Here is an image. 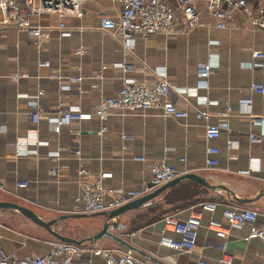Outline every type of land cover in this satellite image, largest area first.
<instances>
[{
	"label": "crops",
	"instance_id": "1",
	"mask_svg": "<svg viewBox=\"0 0 264 264\" xmlns=\"http://www.w3.org/2000/svg\"><path fill=\"white\" fill-rule=\"evenodd\" d=\"M82 7L79 17L34 16L42 27L39 39L27 30L0 25V200L28 207L43 220L68 214L51 228L82 240L83 251L71 264H104L101 256L91 252L98 247L129 252L150 264H195L199 257L209 264H223L218 260L223 243L233 262L264 264V238L246 240L247 226L229 227L223 238L207 227L210 220L227 226L222 215L225 206L253 208L258 212L256 221L262 222L264 194L237 203L222 189L180 179L148 202L121 213L118 221L122 227L111 228L110 232L139 251L107 236L87 240L104 217L79 209L74 200L80 190V165L93 174L106 173L102 184L114 190L105 194L108 201L117 190L148 180L152 163L162 159L177 175L193 172L211 184L222 182L239 197L253 198L264 188V92L252 87L256 83L264 86V28L250 22L258 12L264 14V0H246L245 6L233 10L224 27L216 26L203 0H196L198 22L193 27L177 23L169 32L136 35L128 46L113 31L100 27L101 16L118 15V0H84ZM59 21L72 28L69 35H59L51 27ZM254 50H261L263 57H253ZM208 58L215 63L206 85L199 86L197 70ZM255 61L263 64L248 66ZM157 68L164 70L173 86L169 100L186 109L185 118L153 107L144 113L110 114L103 122L91 115L53 128L52 118L67 108L92 112L100 96L116 94L123 78L152 82ZM58 83L68 87L58 88ZM181 88H193L195 94H183ZM199 96L209 100L202 105L209 111L207 118L195 117ZM245 100H249L247 104ZM219 120H226L227 128L216 138L207 137L204 125ZM102 124L105 130L99 134ZM228 140L232 141L229 148ZM16 142L23 152L19 153ZM208 146L218 149L216 165L205 162ZM74 148L80 150L79 155L72 153ZM54 150L59 151L57 156L49 154ZM201 201L214 202V210L199 211ZM196 210L200 227L191 251L158 243L165 214L185 217ZM54 239L18 210L0 207V250L17 257L35 256L45 252Z\"/></svg>",
	"mask_w": 264,
	"mask_h": 264
},
{
	"label": "built area",
	"instance_id": "2",
	"mask_svg": "<svg viewBox=\"0 0 264 264\" xmlns=\"http://www.w3.org/2000/svg\"><path fill=\"white\" fill-rule=\"evenodd\" d=\"M207 10L215 19L218 27H224L232 16L233 10L246 5V0H203ZM84 0H0V25L14 26L18 29L27 30L35 38L39 39L41 26L34 21V16L45 13L73 14L77 17L83 15L82 3ZM120 10L114 18L108 15L101 16L100 27L105 31L113 33L121 39L124 45H131L136 35L147 36L156 32H169L177 23L184 28L193 27L198 22L195 8L196 0H118ZM253 26L264 28V14L258 12L250 18ZM55 28L59 35L67 36L71 33V27L64 21H59ZM38 43V41H37ZM253 57L262 58L261 50H254ZM215 61L208 58L199 65L197 76L199 86L206 85L208 76ZM260 61L251 62L248 66H261ZM156 79L152 82H141L134 78L125 77L116 94L100 96L92 112L80 111L76 106H71L63 111L59 117L52 118L55 130L62 123L77 121L91 115L96 116L101 122L106 120L110 114L119 113H144L147 109L158 107L166 115L176 118H185L187 111L178 106L168 98L173 86L166 78L164 70L154 69ZM79 80V77L76 78ZM58 88H67V84L58 83ZM254 90L264 92V86L259 83L252 85ZM178 89V88H177ZM179 90V89H178ZM183 94L194 93L195 90L182 89ZM189 91V92H187ZM249 100L243 101L248 103ZM209 103L206 96L197 97L195 117L198 119L207 118L209 111L202 105ZM36 120V114H34ZM227 128L226 120H219L216 123H206L204 133L207 137L216 138L222 129ZM105 130L102 124L98 128L99 134ZM124 137L125 134H122ZM250 140L255 137L250 134ZM19 153L23 152L22 145L16 142ZM232 146V141H227V147ZM21 149V150H20ZM207 165H216V147H206ZM72 153L79 155L78 148L72 149ZM51 156H57L58 150L50 151ZM142 159V156L136 157ZM151 176L148 180L141 181L136 187L117 190V194L108 201L104 196L112 188H105L102 178L106 173L93 174L90 170L82 167L77 169L78 183L80 190L74 200L79 209L88 212H99L119 206L133 198L150 192L164 182L177 175V170L164 159L154 161L150 167ZM198 209L213 211L215 203L212 201H201ZM191 211L185 217H179L174 213H167L163 216V231L159 235L158 243L177 250L191 251L195 246L196 232L200 227V212ZM222 215L226 221L223 225L219 221L210 220L207 227L212 229L217 237H225L229 227L247 226L246 240L250 238H264V220L256 221L258 212L253 208L225 206L222 208ZM169 232L175 233L173 237ZM83 248L76 243L54 239L49 242L48 249L35 256L17 257L13 253L0 250V264H71L75 257L79 256ZM94 255L102 257L104 264H150L144 259L134 257L129 252H117L107 247L92 248ZM264 255V254H263ZM219 262L223 264H237L232 260V254L226 250L224 243L220 247ZM195 264H209L203 257L197 258Z\"/></svg>",
	"mask_w": 264,
	"mask_h": 264
},
{
	"label": "water",
	"instance_id": "3",
	"mask_svg": "<svg viewBox=\"0 0 264 264\" xmlns=\"http://www.w3.org/2000/svg\"><path fill=\"white\" fill-rule=\"evenodd\" d=\"M180 179H189V180L196 181L202 185L208 186L210 188L222 189L226 192L228 197H230L233 201H235L237 203H247V202H250V201L256 199L260 195L264 194V188H262L261 190H259L257 195L253 198L239 197L234 193V190L232 188L228 187L226 184H224L222 182H218L216 184H211L203 176H200V175L193 173V172H185V173L179 174V175L173 177L172 179L164 182L163 184L154 188L153 190H151L148 193H145L141 196L133 198V199H131V200L119 205V206H116L114 208L99 211V214H101L104 217V221H103L101 227L96 232H94L92 235L87 236L86 239L89 240L90 242H93V241L98 240L102 236H107V237L119 242L120 244H122L127 249L137 251L138 249L135 246H133L132 244H130L129 242L124 240L121 236L115 235L112 232H110L111 228H114V227L121 228L122 227V225L118 221V216L128 209L138 207L141 204L148 202L151 198H153L156 194H158L163 188L172 185L173 183L179 181ZM0 207H11V208L18 210L21 214H23L25 217L29 218L34 223L44 227L51 235H53L55 238H57L59 240L73 242L76 244H80L82 242V240H80V239L65 236L59 232H56L55 230H53L51 228V225L54 222H56L60 219L69 217L68 214L59 215V216H56V217L48 219V220H43L37 214H35L30 208L22 206L18 203H15V202L0 200Z\"/></svg>",
	"mask_w": 264,
	"mask_h": 264
}]
</instances>
